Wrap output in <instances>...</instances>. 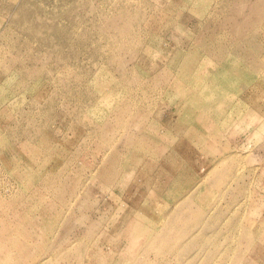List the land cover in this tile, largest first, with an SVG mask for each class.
<instances>
[{
  "label": "rangeland",
  "instance_id": "374dc122",
  "mask_svg": "<svg viewBox=\"0 0 264 264\" xmlns=\"http://www.w3.org/2000/svg\"><path fill=\"white\" fill-rule=\"evenodd\" d=\"M0 264H264V0H0Z\"/></svg>",
  "mask_w": 264,
  "mask_h": 264
}]
</instances>
